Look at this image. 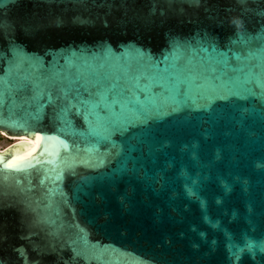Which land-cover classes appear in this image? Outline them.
<instances>
[{"label": "water", "instance_id": "water-1", "mask_svg": "<svg viewBox=\"0 0 264 264\" xmlns=\"http://www.w3.org/2000/svg\"><path fill=\"white\" fill-rule=\"evenodd\" d=\"M0 133V264H264V0H0Z\"/></svg>", "mask_w": 264, "mask_h": 264}, {"label": "rangeland", "instance_id": "rangeland-1", "mask_svg": "<svg viewBox=\"0 0 264 264\" xmlns=\"http://www.w3.org/2000/svg\"><path fill=\"white\" fill-rule=\"evenodd\" d=\"M12 144L10 138L4 136L2 133H0V151L5 149L7 146Z\"/></svg>", "mask_w": 264, "mask_h": 264}, {"label": "bare ground", "instance_id": "bare-ground-1", "mask_svg": "<svg viewBox=\"0 0 264 264\" xmlns=\"http://www.w3.org/2000/svg\"><path fill=\"white\" fill-rule=\"evenodd\" d=\"M10 140H11L12 143L17 142L15 139H12V138H10ZM22 142H29V141L24 140Z\"/></svg>", "mask_w": 264, "mask_h": 264}, {"label": "snow or ice", "instance_id": "snow-or-ice-1", "mask_svg": "<svg viewBox=\"0 0 264 264\" xmlns=\"http://www.w3.org/2000/svg\"><path fill=\"white\" fill-rule=\"evenodd\" d=\"M40 138V134H38V139Z\"/></svg>", "mask_w": 264, "mask_h": 264}]
</instances>
